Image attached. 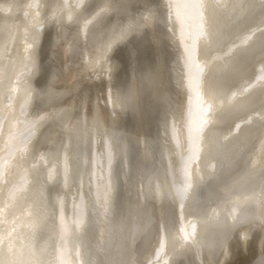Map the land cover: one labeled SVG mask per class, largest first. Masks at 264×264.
Here are the masks:
<instances>
[{
	"label": "bare ground",
	"instance_id": "1",
	"mask_svg": "<svg viewBox=\"0 0 264 264\" xmlns=\"http://www.w3.org/2000/svg\"><path fill=\"white\" fill-rule=\"evenodd\" d=\"M0 264H264V0H0Z\"/></svg>",
	"mask_w": 264,
	"mask_h": 264
},
{
	"label": "water",
	"instance_id": "2",
	"mask_svg": "<svg viewBox=\"0 0 264 264\" xmlns=\"http://www.w3.org/2000/svg\"><path fill=\"white\" fill-rule=\"evenodd\" d=\"M134 154V152H131V155H133ZM198 197V199L199 200H202L204 197H205V192H201V191H199V193H198V195H197Z\"/></svg>",
	"mask_w": 264,
	"mask_h": 264
}]
</instances>
